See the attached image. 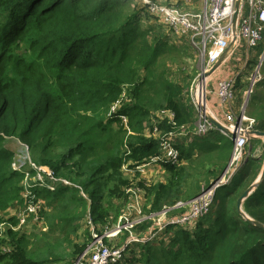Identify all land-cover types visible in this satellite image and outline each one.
<instances>
[{
  "label": "trees",
  "instance_id": "obj_1",
  "mask_svg": "<svg viewBox=\"0 0 264 264\" xmlns=\"http://www.w3.org/2000/svg\"><path fill=\"white\" fill-rule=\"evenodd\" d=\"M170 37L132 0H0V243L10 247L0 264H74L92 242L88 219L97 234L115 225L129 187L142 191L149 216L192 200L223 174L232 141L216 130L198 135L189 97L197 74L181 65L186 48ZM254 50L236 79V98L263 47ZM259 74L245 115L264 132V59ZM259 141L250 140L251 148ZM165 143L174 144L177 161L160 160L154 167L164 181H150L136 168L161 157ZM24 147L31 163L15 170L16 149ZM263 166L264 155H249L230 184L216 190L207 215L186 226L168 224L113 264H264V229L237 210ZM26 187L32 201L44 203L38 221L45 231H14L17 217H1L24 207ZM240 207L264 226V176ZM151 224L145 220L134 231ZM121 238L128 233L116 246Z\"/></svg>",
  "mask_w": 264,
  "mask_h": 264
},
{
  "label": "built area",
  "instance_id": "obj_2",
  "mask_svg": "<svg viewBox=\"0 0 264 264\" xmlns=\"http://www.w3.org/2000/svg\"><path fill=\"white\" fill-rule=\"evenodd\" d=\"M139 2L146 7L147 12L158 18L161 24L173 35H185L188 41L195 48L196 53L201 60V73L197 74L192 80L189 89V97L197 111L196 121L198 124V135H204L211 130L218 131L222 136L232 141V154L226 169L218 180L213 182L208 188L202 190L198 196L187 202H177L173 206L164 207L160 212L149 216L142 215L143 193L137 187H129L126 194L129 201L113 226H105L100 234L95 233V227L88 219L87 224L92 235V242L85 251L79 256L74 264H113L121 260L127 246L131 244H145L152 239H156L168 224H178L186 226L194 223L199 218L207 215L212 207L214 194L217 189L230 184L234 176L244 166L249 157L250 139L244 133L253 130L255 120L248 118L245 111L242 112V106L247 102L252 93V88L256 82L260 80L259 69L264 59V0H204V7L200 13L182 12L176 7L165 6L151 0H132ZM239 1L235 29L232 26V19L235 12V4ZM263 42V51L259 58L262 60L255 66L253 74L255 78L250 76L249 85L243 91L242 104L239 112L235 114L232 104L235 99V83L239 73L227 79H221L216 82L212 90L207 89L210 77L203 79L204 74L225 54L226 50L232 44V50L224 58L223 63L234 56V53L240 49L245 51L241 71L244 70L246 62L251 58L249 51ZM222 63V64H223ZM200 84V95L195 93L196 86ZM214 95L220 106L223 108V121L221 122L225 130L215 128L200 110L201 104H206L208 95ZM206 107V106H205ZM115 106L112 108L114 111ZM122 122L126 124V118L122 117ZM230 133H235L232 139ZM26 153L27 149L24 147ZM162 156L154 157L150 162L136 170L144 174L146 167L151 168L160 160L176 163L177 152L169 143L162 146ZM264 155V149L257 147L253 151V157L260 158ZM24 164H14L15 170L20 169ZM33 166V165H32ZM125 169V168H124ZM123 169V170H124ZM37 171L45 173L51 177V173L46 168H37ZM41 174H37L36 181L40 179ZM67 184L66 181H63ZM25 185V184H24ZM25 202L24 207L17 211L18 223L16 227H11L14 231L26 221V216H33L38 221V213L41 209V202L32 201L34 197L30 196L28 188H25L23 194ZM142 206V207H141ZM176 210H182L178 214L171 213ZM142 212V213H141ZM150 220L152 222L150 228L142 233L135 232V228L143 221ZM4 224L0 225V241L4 238L2 230ZM45 230V229H43ZM124 232L128 233V238L121 246H116L114 241ZM10 247L0 243V253H8Z\"/></svg>",
  "mask_w": 264,
  "mask_h": 264
},
{
  "label": "rangeland",
  "instance_id": "obj_3",
  "mask_svg": "<svg viewBox=\"0 0 264 264\" xmlns=\"http://www.w3.org/2000/svg\"><path fill=\"white\" fill-rule=\"evenodd\" d=\"M157 3H159L161 5H165V6L176 7L182 12H186V13L190 12V13H194V14L200 13L202 11L203 7H204V0H157ZM171 36H172V37H170L171 38V42H174L175 44H177L180 47H185L186 48V49L180 51L181 54H182V57H183L182 58L183 59V63L181 65L183 66L185 64V66L188 68V72L189 73L192 72V71H195L196 74H200L201 73V69H202V63H201V60L199 59V57H198V55L196 53L195 48L191 45L190 42L187 43V42L183 41V39L181 37H183L185 35L180 36V35L171 34ZM262 47H263V42H260L258 44V50L259 51L257 50V52H258L257 54L260 53V51L262 50ZM244 55H245V51L243 49H240V50H238V51H236L234 53V57H238L240 59V60H238L239 67H241L242 64H243L242 62H243V59H244ZM249 56L251 58L254 56L253 50L249 51ZM231 59H232V57H231ZM252 71H253V69H252ZM209 86L210 85L208 83V85H207V89L208 90L210 88ZM192 117L194 118V121H195V118H196L195 113H192ZM222 122H224V121H222ZM170 146H174V144L172 143V144H170ZM251 146H252V144H250V147H249V149L247 151L249 152L250 155H253V151L257 147H259L260 145H258V146L256 145L253 149L251 148ZM263 149H264V147H263ZM16 151H18L17 153H18V161H19V163H22L24 165H25V163H27V164L31 163V160H30L28 154L26 153V151L24 149L20 150V149L17 148ZM142 170H144V174H142L139 171L138 172L142 176L144 175V178H147L150 181H157V182L158 181H164L163 173L161 172V169L159 167L155 168L153 166L151 168V165H150V167L148 166V167H146L145 169H142ZM123 172H124V174H129L126 169H124ZM40 177L41 178L37 179V180L41 181L42 180V176H40ZM141 178H143V177H141ZM39 201L41 202V205L44 204L43 201H41V199H39ZM142 215H143V213H142ZM15 216H17V211H15L14 209H11V210H9L6 213H2L1 214V217L4 220L9 218V217H15ZM34 218L35 217H33V216H28V217L26 216V221H25V223L23 225H21L19 227V231L22 230L23 232H34V233L35 232H39V231H41V232L45 231L46 230L45 227L41 228V230H40V227L42 226V223L40 221H36ZM43 229H45V230H43ZM82 230H84V229H82ZM82 230H80V233H79L80 242H82L83 240L84 241L87 240V237L85 236V233L82 232ZM137 233H139V231ZM123 241H126V239L124 240V238H121L120 240H118L117 244L119 245ZM88 242H89V240H88ZM127 247H129V246H127ZM132 248H135V246L132 247ZM126 254H128V253L126 252Z\"/></svg>",
  "mask_w": 264,
  "mask_h": 264
},
{
  "label": "water",
  "instance_id": "obj_4",
  "mask_svg": "<svg viewBox=\"0 0 264 264\" xmlns=\"http://www.w3.org/2000/svg\"><path fill=\"white\" fill-rule=\"evenodd\" d=\"M239 5H240V2L237 1L236 4H235V12H234V16H233V19H232V26H233V29H235V24H236V18H237V13H238V8H239ZM232 50V44H230L229 48L226 50L225 54L210 68V70H208L204 76H203V79L205 78H208L210 77L223 63V60L224 58H226V56L229 54V52ZM263 56H261L259 58V61L262 60ZM252 78H255V74L252 75ZM246 104L247 102H245L242 106V112L245 111V107H246ZM200 110L204 113V115L206 116L207 120L217 129H222V130H225V127L224 125L219 122L218 120H216L210 113L209 111L207 110V108L204 106V104H201L200 105ZM244 135L252 140V139H263L264 140V132H260V131H257V130H248L244 133ZM230 136L232 137V139L235 138V133H230ZM264 176V166H263V169L258 177V179L253 182L245 191L244 193L241 195V197L238 199L237 201V210L239 212V214H241L243 216V218L248 221L250 224L256 226V227H259V228H263L264 229V226L256 221H253L251 220L242 210H241V202L247 198L256 188L257 186L259 185L260 181L262 180Z\"/></svg>",
  "mask_w": 264,
  "mask_h": 264
},
{
  "label": "crops",
  "instance_id": "obj_5",
  "mask_svg": "<svg viewBox=\"0 0 264 264\" xmlns=\"http://www.w3.org/2000/svg\"><path fill=\"white\" fill-rule=\"evenodd\" d=\"M240 60L238 57H232V59H228L225 63H223L209 78L208 83H209V90H212L216 84L217 81L221 79H227L235 76L236 74H241L244 70L241 71V67H239V62ZM252 74L249 75V77ZM249 77L245 78L247 80ZM249 80L245 81L246 83V89L247 86L249 85ZM242 104V97L241 98H236L233 101L232 104V109L233 111L237 114L239 112V109ZM207 110L209 113L219 122L223 121V108L220 106L218 100L215 98L214 95L210 94L207 97V101L205 104ZM194 119V118H193ZM257 146L260 145L259 147L263 148L264 145V140L260 139V141L256 144Z\"/></svg>",
  "mask_w": 264,
  "mask_h": 264
},
{
  "label": "bare ground",
  "instance_id": "obj_6",
  "mask_svg": "<svg viewBox=\"0 0 264 264\" xmlns=\"http://www.w3.org/2000/svg\"><path fill=\"white\" fill-rule=\"evenodd\" d=\"M200 92H201V86H200V84H198L197 86H196V88H195V93L197 94H199L200 95ZM169 145H170V143H169Z\"/></svg>",
  "mask_w": 264,
  "mask_h": 264
}]
</instances>
